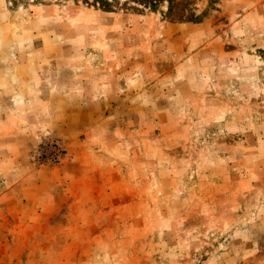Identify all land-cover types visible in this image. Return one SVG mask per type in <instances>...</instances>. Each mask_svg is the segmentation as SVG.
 <instances>
[{"label":"rangeland","instance_id":"obj_1","mask_svg":"<svg viewBox=\"0 0 264 264\" xmlns=\"http://www.w3.org/2000/svg\"><path fill=\"white\" fill-rule=\"evenodd\" d=\"M107 1L0 0V264H264V0Z\"/></svg>","mask_w":264,"mask_h":264},{"label":"trees","instance_id":"obj_2","mask_svg":"<svg viewBox=\"0 0 264 264\" xmlns=\"http://www.w3.org/2000/svg\"><path fill=\"white\" fill-rule=\"evenodd\" d=\"M18 1H20V0H12V2L13 3H17ZM34 2L36 1V2H38L39 0H33ZM103 6H107V7H109L110 5H111V3H108V1L107 0H98ZM169 10L171 11L172 9L169 7Z\"/></svg>","mask_w":264,"mask_h":264}]
</instances>
